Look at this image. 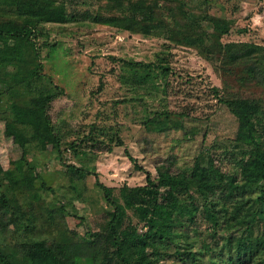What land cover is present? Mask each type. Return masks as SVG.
<instances>
[{"label":"trees","instance_id":"16d2710c","mask_svg":"<svg viewBox=\"0 0 264 264\" xmlns=\"http://www.w3.org/2000/svg\"><path fill=\"white\" fill-rule=\"evenodd\" d=\"M96 1L110 14L70 11L64 0H0V5L15 8L13 13L0 12V119L5 138L20 150L7 170L0 159V264H264V97L254 91L264 92V45L223 42L231 23L206 15L209 31L181 0ZM87 20L166 38L197 50L217 68L223 86L213 92L238 121L232 143L239 154L240 176L223 171L222 160L213 153L216 147L204 148L206 128L199 151L183 162L171 154L157 166L156 178L126 150L135 168L146 172L145 185H124L117 194L100 181L87 164L124 145L119 131L109 133L93 124L69 142L68 130H63L67 123L51 114L54 103L66 94L63 88L21 97L45 77L37 45L40 25ZM129 65L132 83L167 91L172 74L167 63L157 64L160 74L153 64H141L142 69L138 63ZM195 111H155L146 116L142 129L148 137L176 130L183 140L193 141L201 128L189 124L204 122ZM33 148L43 154L42 171L50 154L62 158L71 150L80 159V166H66L77 198L94 175L107 208L82 233L69 226L71 213L65 203L45 197L55 188L30 157Z\"/></svg>","mask_w":264,"mask_h":264},{"label":"rangeland","instance_id":"374dc122","mask_svg":"<svg viewBox=\"0 0 264 264\" xmlns=\"http://www.w3.org/2000/svg\"><path fill=\"white\" fill-rule=\"evenodd\" d=\"M64 1L70 11L90 10L95 13L100 10L110 14L104 3L96 0ZM181 1L187 12L201 18V25L209 31L212 29L208 21H203L204 16L229 21L231 32L223 38V42L264 45V0ZM0 12L13 13L15 8L0 5ZM115 14L119 13L116 11ZM167 19L170 20L169 17ZM37 45L45 77L31 86L28 92L23 90L21 97L26 99L29 97L27 94L32 92L38 94L39 89L63 88L66 94L54 103L51 114L55 121L67 123L63 130H68L65 137L69 138V142L75 139L77 133L83 136L89 132L93 124L105 131L109 129V133L119 131L118 136L124 145L92 157L91 164L85 159L87 165L99 174L100 181L114 188L117 194L124 185H145V171L156 178L157 166L165 163L171 154L177 157L178 162L190 159L199 151L206 128L204 148L216 147L213 153L222 160L223 171L240 176L237 166L239 154L232 143L237 135L238 121L213 92V88L222 89L223 86L219 71L197 50L176 45L166 38L145 37L89 20L68 24L43 23L39 27ZM160 60L172 70L167 79L169 86L166 92L132 83V79H129V62L140 64L137 66L139 69L144 64H153V70L159 73L157 64ZM161 82L163 85L166 81ZM254 91L256 95L264 97V92L257 88ZM182 107L196 110L194 114L204 120L189 124H197L201 128L195 140H183L182 133L176 130L168 136L148 137L142 129V122L148 114ZM4 132L5 122L0 119V159L7 170L11 166V159L16 158L20 150L5 138ZM126 150L145 171L135 168ZM32 152L30 157L42 171L43 154L35 148ZM68 164L81 165L80 159L71 150L64 151L62 158L57 154L48 155L46 168L42 172L45 178L53 181L55 192H46L45 197L50 201L65 203L71 213L67 218L69 226L82 233L86 226L91 225L92 218L105 210L107 205L94 186V175L87 179L82 197H76L78 192L69 187L71 183L66 175ZM129 214L132 216L131 211ZM82 218L86 219L85 222Z\"/></svg>","mask_w":264,"mask_h":264}]
</instances>
